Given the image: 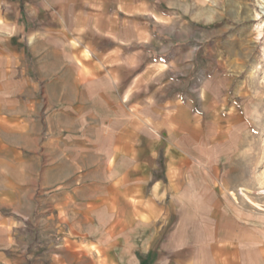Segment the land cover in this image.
Segmentation results:
<instances>
[{"label":"crops","instance_id":"crops-1","mask_svg":"<svg viewBox=\"0 0 264 264\" xmlns=\"http://www.w3.org/2000/svg\"><path fill=\"white\" fill-rule=\"evenodd\" d=\"M228 2L0 0V264H264L262 38Z\"/></svg>","mask_w":264,"mask_h":264},{"label":"rangeland","instance_id":"rangeland-1","mask_svg":"<svg viewBox=\"0 0 264 264\" xmlns=\"http://www.w3.org/2000/svg\"><path fill=\"white\" fill-rule=\"evenodd\" d=\"M229 13V17L235 19L233 16L238 15V20L241 18L242 22L249 28V26L256 28L257 33V40H260L262 45V55H264V0H243L241 4H236L233 2L226 3ZM231 13V14H230ZM240 22L239 24H241ZM262 25V29H259L258 26ZM259 50L256 48L253 50L252 59L254 60L255 57H259ZM254 74L255 77L250 82V87L254 92V99L257 100L258 104H264V62L259 63V65L254 66ZM260 94L259 98L257 99V95ZM106 134V133H105ZM258 136L263 137L262 140L264 141V123L260 129ZM264 152V143L261 146ZM254 199H250L251 201H261L264 197V188H258L254 192ZM258 206V205H257Z\"/></svg>","mask_w":264,"mask_h":264},{"label":"bare ground","instance_id":"bare-ground-1","mask_svg":"<svg viewBox=\"0 0 264 264\" xmlns=\"http://www.w3.org/2000/svg\"><path fill=\"white\" fill-rule=\"evenodd\" d=\"M259 29H262V25L261 26H258ZM257 206V205H256Z\"/></svg>","mask_w":264,"mask_h":264}]
</instances>
